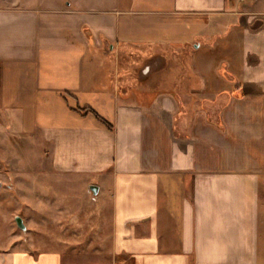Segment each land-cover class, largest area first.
<instances>
[{
    "label": "crops",
    "instance_id": "obj_1",
    "mask_svg": "<svg viewBox=\"0 0 264 264\" xmlns=\"http://www.w3.org/2000/svg\"><path fill=\"white\" fill-rule=\"evenodd\" d=\"M3 135L16 196L42 166L111 201V264H264V0H0Z\"/></svg>",
    "mask_w": 264,
    "mask_h": 264
},
{
    "label": "rangeland",
    "instance_id": "obj_2",
    "mask_svg": "<svg viewBox=\"0 0 264 264\" xmlns=\"http://www.w3.org/2000/svg\"><path fill=\"white\" fill-rule=\"evenodd\" d=\"M53 1L54 5L59 2ZM121 66L118 71L125 73V65ZM139 66L134 65L131 70L135 78L141 77ZM148 76L186 84L188 65H151ZM10 139L0 137V248L32 253L60 251L63 264H111V201L93 198L81 180L45 179L42 166L37 170L41 175L36 181V197L16 196L13 160L19 154L34 156L32 150H22L21 144ZM22 188L26 190L28 185L24 183ZM18 203L21 206L17 209ZM16 217L22 218L25 231L18 228Z\"/></svg>",
    "mask_w": 264,
    "mask_h": 264
},
{
    "label": "water",
    "instance_id": "obj_3",
    "mask_svg": "<svg viewBox=\"0 0 264 264\" xmlns=\"http://www.w3.org/2000/svg\"><path fill=\"white\" fill-rule=\"evenodd\" d=\"M90 191L92 192L93 195H97V193H98V188L92 186V187L90 188ZM16 224H17L18 228H20L21 230H23V231L26 230V227H25V225H24V223H23L22 218H20V217H16Z\"/></svg>",
    "mask_w": 264,
    "mask_h": 264
},
{
    "label": "trees",
    "instance_id": "obj_4",
    "mask_svg": "<svg viewBox=\"0 0 264 264\" xmlns=\"http://www.w3.org/2000/svg\"><path fill=\"white\" fill-rule=\"evenodd\" d=\"M87 112H89V110H87Z\"/></svg>",
    "mask_w": 264,
    "mask_h": 264
}]
</instances>
